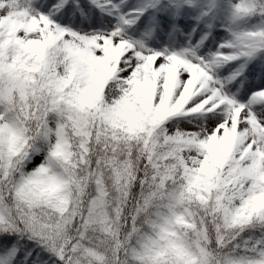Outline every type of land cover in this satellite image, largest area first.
<instances>
[{
	"label": "snow or ice",
	"instance_id": "6c2138e0",
	"mask_svg": "<svg viewBox=\"0 0 264 264\" xmlns=\"http://www.w3.org/2000/svg\"><path fill=\"white\" fill-rule=\"evenodd\" d=\"M0 264H264V0H0Z\"/></svg>",
	"mask_w": 264,
	"mask_h": 264
}]
</instances>
